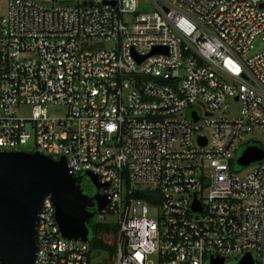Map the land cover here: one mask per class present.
<instances>
[{"label":"built area","instance_id":"2783aa9c","mask_svg":"<svg viewBox=\"0 0 264 264\" xmlns=\"http://www.w3.org/2000/svg\"><path fill=\"white\" fill-rule=\"evenodd\" d=\"M145 1L152 10L4 0L0 151L64 157L74 177L97 176L108 203L93 220L117 226L113 264L246 253L264 264V157L235 165L246 146L264 150V48L251 52L264 0ZM54 214L46 196L32 264L100 256L64 238Z\"/></svg>","mask_w":264,"mask_h":264},{"label":"water","instance_id":"95a60500","mask_svg":"<svg viewBox=\"0 0 264 264\" xmlns=\"http://www.w3.org/2000/svg\"><path fill=\"white\" fill-rule=\"evenodd\" d=\"M263 157L262 147L248 145L235 159V165L243 168ZM83 177L96 190L94 195L82 191ZM103 186L91 172L79 177L71 175L64 157L53 159L37 151H0V264L33 263L37 251L36 222L46 196L54 205L62 236L88 242L89 223L108 203V197L100 193ZM192 207L197 209L196 203ZM224 262L222 258L210 259L207 264ZM236 264H253L251 254L236 259Z\"/></svg>","mask_w":264,"mask_h":264},{"label":"trees","instance_id":"16d2710c","mask_svg":"<svg viewBox=\"0 0 264 264\" xmlns=\"http://www.w3.org/2000/svg\"><path fill=\"white\" fill-rule=\"evenodd\" d=\"M89 227L90 249L98 253H104L108 264H113L112 260L116 254L117 226L113 223L92 220Z\"/></svg>","mask_w":264,"mask_h":264},{"label":"rangeland","instance_id":"374dc122","mask_svg":"<svg viewBox=\"0 0 264 264\" xmlns=\"http://www.w3.org/2000/svg\"><path fill=\"white\" fill-rule=\"evenodd\" d=\"M141 1V4L139 6V11L142 12V11H149V10H152V6L146 2L145 0H140ZM143 1V2H142ZM4 8H5V2L4 0H0V13H3L4 11ZM95 46H111V42H104V43H96ZM264 48V31L259 34L252 42V47H251V52L254 53L256 51H259L261 49ZM237 107H238V104L236 103H231V112L232 113H235L236 110H237ZM20 114L22 116H29L30 115V107L29 106H22L20 108ZM32 142L31 140H29L28 142V146H31ZM241 151H239L240 153ZM85 188L86 189H89V185L86 184L85 185ZM101 253V252H100ZM106 257V255L104 253H101L100 256H92L91 258V264H108V261H107V258L104 259L102 262H101V258L103 257ZM112 262H114V259L112 260ZM225 264H236V259L234 257H231L229 258L228 261L225 262Z\"/></svg>","mask_w":264,"mask_h":264},{"label":"flooded vegetation","instance_id":"af4514ba","mask_svg":"<svg viewBox=\"0 0 264 264\" xmlns=\"http://www.w3.org/2000/svg\"><path fill=\"white\" fill-rule=\"evenodd\" d=\"M88 184L89 185V189H86L85 188V185ZM80 187L82 189V191L89 195V196H92L96 193V190L93 188V186L90 184L89 180L86 178V177H83L81 182H80ZM228 261V260H227ZM226 262V261H225ZM224 262V264H225Z\"/></svg>","mask_w":264,"mask_h":264}]
</instances>
